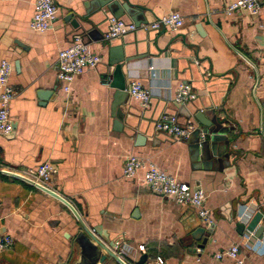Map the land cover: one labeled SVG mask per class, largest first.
<instances>
[{
	"label": "crops",
	"instance_id": "1",
	"mask_svg": "<svg viewBox=\"0 0 264 264\" xmlns=\"http://www.w3.org/2000/svg\"><path fill=\"white\" fill-rule=\"evenodd\" d=\"M35 1L0 0V60L11 64L9 84L16 92L13 130L0 137V171L49 162L55 174L47 188L66 199L88 228L99 227L119 243L116 253L130 250L123 257L127 264H156L157 258L164 264H235L217 257L232 245L240 246L246 264H264V3L258 15L227 17L221 9L236 0H120L137 9L134 17L142 23L176 12L184 24L178 31L138 29L105 40L111 14L98 10L105 0H53L57 17L43 33L29 27ZM70 14L83 30L66 21ZM76 33L100 62L66 95L57 80V55ZM122 52L133 57L126 89L140 82L150 92L145 107L126 89L117 94L109 86V63ZM184 83L196 93L189 116L173 100ZM41 92L46 101L38 98ZM116 104L127 117L121 128L114 125ZM213 111L223 122L199 150L203 134L195 132L201 125L194 114L210 119ZM168 115L194 126L187 139L155 131V122ZM130 154L204 191L213 223L205 225L192 207L148 191L142 172L126 179L122 169ZM199 228L205 233L196 234ZM78 230L62 202L0 173V236L13 239L0 252V264H94L72 242ZM95 264L119 263L108 257Z\"/></svg>",
	"mask_w": 264,
	"mask_h": 264
},
{
	"label": "built area",
	"instance_id": "2",
	"mask_svg": "<svg viewBox=\"0 0 264 264\" xmlns=\"http://www.w3.org/2000/svg\"><path fill=\"white\" fill-rule=\"evenodd\" d=\"M264 0H236L226 4L221 12L230 17L238 12H245L248 15L255 16L260 12ZM58 9L53 0H36L34 4L33 15L29 21V27L35 32H46L52 28L56 20ZM184 24L183 17L176 12H171L158 17L151 23H141L138 26L132 22H124L110 16L108 18V29L104 34L105 40L121 38L124 35L134 32L138 29L143 31L159 32L162 30L178 31ZM100 62V57L83 42L80 35H75L70 44L61 49L57 55V80L61 84L62 91L67 95L71 91L73 81L81 76L87 69H95ZM12 73L11 64L5 60H0V137L8 136L12 132V120L10 118V104L16 97V92L9 84V78ZM127 94L139 101L142 106H147L150 99V92L146 90L140 82L132 81L126 89ZM196 99V93L188 83L180 85L174 93L173 100L180 105H185ZM155 131L165 134L177 140H185L194 130V126L187 124L181 125L176 117H161L155 122ZM202 140L204 136L201 135ZM10 172L25 181L47 188L55 169L49 162H44L35 168L22 171ZM142 172L143 186L150 192L173 200L177 205L192 207L198 217L205 225H211L214 221L213 215L205 206L206 196L201 189H192L187 183L177 180L172 175L157 168L153 164L146 163L140 157L130 154L124 159L122 175L126 179H132ZM13 244V239L7 235L0 236V252L9 249ZM117 250L119 249V243ZM246 246L253 250V245ZM124 248V247H122ZM256 249V248H255ZM130 250L122 249L117 255L123 260ZM144 252V247L138 246L137 255ZM226 256L232 259L235 264H246L244 258L240 255V246L232 245L223 253L217 255L218 258ZM124 261V260H123ZM156 264H164L161 258L156 259Z\"/></svg>",
	"mask_w": 264,
	"mask_h": 264
},
{
	"label": "water",
	"instance_id": "3",
	"mask_svg": "<svg viewBox=\"0 0 264 264\" xmlns=\"http://www.w3.org/2000/svg\"><path fill=\"white\" fill-rule=\"evenodd\" d=\"M104 7H106V9L109 11L111 16L114 18L123 20L124 22H132L137 26L140 23H142L141 21H138L136 17H134V15L137 12V9L133 6L128 5L126 2H121L120 0H105L98 4V10L103 9ZM124 14H126V16L130 18L129 21H126L122 18ZM82 18L86 19V16H83ZM66 21H68L74 29L83 30L80 22L76 18H73L72 14L67 16ZM76 35H80V34L76 33ZM132 58H133L132 56L131 57L126 56V52H122V54H120L114 60H111L109 63V67L113 68L111 73L112 79L109 83V86L115 89L118 92L117 94H125V89H126L125 71L127 70V66ZM46 97L47 94L45 92H41L40 94H38V98L43 101H46L47 99ZM188 104L189 103L185 105H180V104L178 105H180L181 107L180 112H183L189 116L190 114L187 108ZM117 107L118 104H116L113 109V117L115 119L114 125L121 128L122 124L125 123V119L127 117L125 118L124 113H122ZM212 115H213L212 118L207 119L202 112H197L194 114V119L201 125V130L197 129L195 130V132L198 135L203 134L206 138L205 140L203 139L197 142V148L199 150L206 149L210 141L214 140L213 136H215L216 132L218 131V125L222 124L223 122L219 117L216 116L214 111ZM168 116L176 117L175 115H168ZM12 130H13V126H12ZM138 139L140 140V138H137V140ZM0 173H2L3 175L13 177L15 179H19L21 181L28 183L31 186L36 187L37 189L43 191L44 193L59 200L70 209V211L73 213L74 217L77 219L79 223V230L72 238V242L75 243L77 247L80 249L82 256L88 257L92 262H94V264L97 262L102 263L108 257L115 260L119 264H127L117 255L116 242L110 241L106 239L104 236H102L99 227L88 228L84 224V222L82 221V219L80 218L79 214L74 209V207L66 199L59 196L58 194H56L55 192H53L48 188H44L42 186L33 184L29 181H25L23 178L13 173L6 171H0ZM205 231H206L205 229L199 228L196 229L195 233L202 235L205 233ZM205 243H206V239H203L202 243L197 248L199 249L203 248ZM102 252H104V254ZM146 258H147L146 254H143L139 259V263H142L144 260H146Z\"/></svg>",
	"mask_w": 264,
	"mask_h": 264
}]
</instances>
